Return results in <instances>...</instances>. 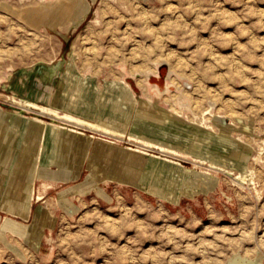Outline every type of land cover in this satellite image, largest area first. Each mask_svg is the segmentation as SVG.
Segmentation results:
<instances>
[{
  "label": "rangeland",
  "instance_id": "374dc122",
  "mask_svg": "<svg viewBox=\"0 0 264 264\" xmlns=\"http://www.w3.org/2000/svg\"><path fill=\"white\" fill-rule=\"evenodd\" d=\"M51 1L56 0H0V119L6 120H2L1 129L8 130L10 124L7 122L13 121L12 115L19 108L12 102L11 96L17 95L18 98L20 93L24 94L28 91L25 87H20L21 80L31 84L33 89L29 91L28 99L45 106L55 105L53 102L57 95L69 98L77 89V83L82 80L89 83L88 89L81 90L86 95L84 97L86 102L94 101L98 105L112 104L116 102L115 93H113L114 95L106 94V89L116 81L125 80L134 94V103L132 106L123 104L128 107L126 116L131 123L122 128L118 127L119 131L129 136L136 134L134 126L140 119L141 112L137 110L138 103L135 101L151 99L152 104L150 105L155 109L161 111L175 109L189 124L199 125L203 121L202 113L210 111L211 114L207 115L206 119L209 120L210 129L207 132H211V137L210 140L206 139L208 141L206 147L211 153L215 151L219 153L229 143L246 146L248 150L244 154L243 160H245L246 167L254 173L253 176L250 175L251 173H246L250 175L247 181L239 182L236 180V176L239 172H243L241 167L233 168V173L210 169L209 175L214 181H217V184L213 187H202L201 185L199 187L193 182L184 183L181 181L184 174L181 171L177 173L173 170V172L170 171L165 167L168 164L161 160L147 157L137 169H133V166H125L124 163L121 167L122 163L119 158L122 153H126L123 148H136L134 143L129 142L127 138L115 139L94 134L96 137L116 142L113 146L117 149L112 154L110 171L103 173L102 161L94 163L92 168L89 167L87 161L94 149L99 144H103L99 139H91L88 147L81 152L53 142L49 138L39 159L34 156L30 161L29 158L20 159L21 156L17 155L19 158V162L16 164L18 169L12 166V170H9V164H13L6 158V160L4 159L5 166L3 165L2 171L0 170V264H200V262L201 264L206 262V264H220L236 253L249 256L251 259L261 258V264H263L264 175L261 174L264 173V109L259 106L264 107V95H262L264 94V67H262L264 66V0H232L233 2L231 0H200L203 1L202 3L199 1L200 4H197V0H83L85 4L89 5V9L76 26L70 23L60 24L59 16L56 17V13L48 12V10L53 11V8L56 7L44 6L48 7L46 11L39 10L40 7H43L42 4H48L47 2ZM192 1L194 2L192 3ZM172 7L173 10H171ZM111 8L118 10H111ZM30 10L43 11L40 15L46 14L47 19L45 20V16H43L44 18L37 16L38 19L36 17L33 21L31 15L28 16ZM113 10L116 11L113 12ZM118 11L121 13L119 14ZM122 13L129 22L126 19L123 21ZM256 13L258 16L255 15ZM252 14L254 15L252 16ZM262 17L263 19H261ZM172 20L175 21L174 26L171 25L174 24ZM237 25L239 26L237 27ZM249 25L251 29L248 28L249 31H245ZM110 28L113 30L111 31ZM103 29L107 31L110 29L112 34L108 33L109 31L105 34ZM23 32L24 35H22ZM44 35L46 36L44 37ZM91 35L92 37H90ZM98 36L100 38H97ZM113 37L115 38L113 39ZM23 41L26 44H23ZM132 43L133 46H131ZM198 44L202 45L199 47ZM140 47L146 49L143 50ZM201 47L204 48L201 49ZM235 47L237 48L235 49ZM138 48L141 49V52L135 50ZM77 49L82 52L78 54ZM148 49L149 51H147ZM93 50L98 51V55L96 52L94 54ZM112 51L115 54L117 52L116 58L113 57L115 54ZM249 51L251 52L249 53ZM85 53L86 55H84ZM27 54L29 55L27 56ZM89 54L92 57L88 56ZM142 54L146 58H142ZM209 54L214 56L213 61ZM227 55H230V60ZM80 56L83 57V61ZM195 57L200 61L195 60ZM92 58L95 66L92 65ZM201 58L203 62H201ZM257 58L261 62L257 61ZM105 59L108 66L103 65ZM108 59H111V62ZM95 60H98L97 63ZM243 60L249 61L246 64ZM99 61L100 64H98ZM229 61H233L232 64L228 63ZM88 62L91 64L88 65ZM204 62L209 67L205 68ZM218 62L221 66H218ZM213 64L217 66L215 70ZM230 64L233 65V70ZM248 66L252 70L247 71L249 70ZM179 67H182L181 70L178 69ZM234 68L236 69L234 70ZM197 70L200 71L199 74H197ZM253 70L258 71L254 73ZM227 71H229L228 74ZM202 72L203 74H201ZM67 73L70 74L67 75ZM236 73L241 75L238 77ZM257 76L259 77L257 78ZM195 77L198 80L194 79ZM247 77H250V81H246ZM260 77L263 79L262 81ZM217 79L218 81H216ZM251 79L255 82L253 83ZM220 81L222 86L219 84ZM230 81H233L235 87ZM201 82L203 85H199ZM196 87L200 89V93ZM254 88L259 89L256 91ZM211 89L214 91L213 94ZM240 91L241 93H239ZM237 92L242 95L239 97ZM248 93L249 95H247ZM254 99L255 101H253ZM252 103L258 107H254ZM259 103L261 104L259 105ZM197 105L200 107L198 108ZM230 106H232L231 109ZM202 109L204 110L202 111ZM258 109L263 110L262 114ZM24 113L26 116L40 117L46 122L53 121L49 116L38 115L32 111ZM229 115L230 117H228ZM215 116L221 117V119H217L219 123L218 121L214 122ZM218 124L227 126L230 131L226 137V143L221 139L223 136ZM11 127L16 130L20 129L16 124ZM173 130L175 132H170L171 139L187 141L178 130ZM87 134L93 133L88 131ZM15 137L13 142L15 149L26 145L20 135ZM2 138L3 134H0V148L3 143ZM167 142L179 151L180 155L177 158L180 159L183 167L189 171H206L208 164H200L197 160L198 156L203 153L199 154L197 150L180 143L178 145L171 141ZM189 144L192 145V141ZM59 147L63 153L59 151ZM52 149L54 150L53 158L49 156ZM152 153L160 155L158 152ZM60 155L64 157L69 173L73 174H69V179L65 182H55L51 179L64 175L57 163ZM217 156L206 157L210 159L209 161L220 165L224 164L225 155L221 152ZM119 166L120 170L125 173H115ZM90 169H96L90 179L91 182L87 179ZM45 172H49L47 177L36 178L34 176L35 178H33L34 173L39 176ZM12 173H15L13 180H8ZM18 173H27L33 179L31 181L33 189L29 192V196L25 193L20 197L21 193L9 192L16 188L15 177ZM76 173L77 175H75ZM251 178H253L252 182ZM174 180H180L178 183L180 188L178 187L176 192L178 198H171V196L156 192L151 188V186L154 187L160 183L169 184ZM44 183H53V185L52 188L46 190L45 197L38 201L35 197L43 191ZM70 187L71 189L64 196L66 201L64 198L57 197L59 192ZM159 188L163 187L159 186ZM185 190L192 196L185 194ZM16 199H20L27 205L21 208V204L15 201ZM28 207H30L29 213L27 212ZM36 214L40 215L39 220H35ZM6 217L22 224L23 227L32 226L29 237L25 238L17 232L4 230L3 225ZM39 233H42L41 239L37 237Z\"/></svg>",
  "mask_w": 264,
  "mask_h": 264
},
{
  "label": "bare ground",
  "instance_id": "6f19581e",
  "mask_svg": "<svg viewBox=\"0 0 264 264\" xmlns=\"http://www.w3.org/2000/svg\"><path fill=\"white\" fill-rule=\"evenodd\" d=\"M124 1V0H123ZM122 1V2H123ZM127 1V0H126ZM195 1V0H194ZM192 1V3L194 2ZM197 4H200L199 1L200 0H197ZM208 1V0H207ZM228 1V0H226ZM232 1V0H231ZM230 1V2H231ZM234 1V0H233ZM232 1V2H233ZM237 1V0H236ZM249 1V0H248ZM46 2V1H45ZM201 2V1H200ZM203 2V1H202ZM201 2V3H202ZM217 2V1H216ZM48 4H42L43 7H40V9H42L43 11H46L48 9V7H44V6H52V7H56V8H53V11L52 10H48V12H51V13H56V17L59 16V23L60 24H67V23H70L71 25H78L81 20H82V17L85 15L86 11H88L89 9V5L88 4H85L83 2V0H56L54 2H47ZM109 3V2H108ZM249 3V2H248ZM196 4V3H195ZM214 4V3H213ZM218 4V3H217ZM243 4H246V3H243ZM105 5V4H104ZM103 5V6H104ZM107 5V4H106ZM110 5V4H109ZM181 5V4H180ZM203 5V4H201ZM233 5V4H232ZM252 5V4H251ZM113 6V5H112ZM168 6V5H167ZM197 6V5H196ZM205 6V4H204ZM221 6V5H220ZM174 7V6H173ZM173 7L171 10H173ZM248 7H251V6H248ZM256 7V5H255ZM110 8V7H109ZM141 8V7H140ZM200 8V6H199ZM220 8V7H219ZM218 8V9H219ZM252 8V7H251ZM257 8V7H256ZM259 8V7H258ZM105 9V8H103ZM112 9H117V8H111ZM176 8H174L175 10ZM178 9V7H177ZM221 9V8H220ZM255 9V8H253ZM260 9V8H259ZM39 10H33L28 13V16L31 15V18L32 20L34 21V19L38 16V17H42L44 18L43 16L45 15H40L42 14L43 11H39ZM101 10V9H100ZM106 10V9H105ZM108 10V9H107ZM110 10V9H109ZM118 10V9H117ZM142 10V9H141ZM248 10V8H247ZM250 10V9H249ZM252 10V9H251ZM263 10V9H261ZM116 11V10H113V12ZM120 11V10H119ZM118 11V13H119ZM176 11V10H175ZM174 11V12H175ZM224 11V10H223ZM256 11V10H255ZM260 11V10H258ZM257 11V13H258ZM173 12V11H172ZM177 12V11H176ZM179 12V11H178ZM181 12V11H180ZM254 12V11H252ZM46 13V12H45ZM109 13V12H107ZM117 13V12H116ZM117 13V14H118ZM121 13V12H120ZM119 13V14H120ZM257 13L255 15H257ZM123 14V13H122ZM174 14V13H173ZM176 14V13H175ZM218 14V13H217ZM235 14V13H234ZM248 14H250L248 12ZM262 14V13H261ZM49 15V14H48ZM103 15V14H102ZM254 14H252L253 16ZM101 16V15H100ZM124 16V14H123ZM121 15V17H123ZM238 16V15H237ZM258 16V15H257ZM256 16V17H257ZM26 17V16H25ZM37 17V19H38ZM49 17V16H47ZM105 17V16H103ZM120 17V16H119ZM118 17V18H119ZM232 17V16H231ZM241 17V16H240ZM243 17V16H242ZM264 17V16H263ZM263 17L261 19H263ZM52 18V17H51ZM259 18V17H258ZM257 18V19H258ZM46 16H45V20H46ZM53 19V18H52ZM107 19V18H106ZM109 19V18H108ZM122 19V18H121ZM125 21L126 19V16H124L123 18ZM239 19V17H238ZM259 19V20H261ZM24 20V19H23ZM104 20V19H103ZM118 20V19H117ZM128 21V19H126ZM233 20V19H231ZM113 21V20H112ZM178 21V20H177ZM239 21V20H238ZM246 21V20H245ZM29 22L31 23V21L29 20ZM42 22V21H40ZM100 22V21H99ZM117 22V21H116ZM129 22V21H128ZM127 22V23H128ZM173 22V20H172ZM175 22V21H174ZM173 22V23H174ZM235 22V20H234ZM258 22V20H257ZM261 22V21H260ZM263 22V21H262ZM105 23H106V20H105ZM118 23V22H117ZM171 23V22H170ZM169 23V24H170ZM179 23V22H178ZM233 23V22H232ZM239 23V22H237ZM241 23V22H240ZM244 23V22H242ZM255 23V22H253ZM32 24V23H31ZM35 24V23H34ZM52 24V23H51ZM264 24V23H263ZM16 25V24H15ZM58 25V24H57ZM104 25V24H103ZM128 25V24H127ZM131 25V24H130ZM172 26L175 25L174 24H171ZM170 25V26H171ZM180 25V24H179ZM253 25V24H252ZM257 25V24H256ZM20 26V25H19ZM26 26V25H25ZM54 26V25H53ZM106 26V25H105ZM108 26V25H107ZM111 27V25H109ZM115 26V25H114ZM177 26V25H176ZM175 26V27H176ZM239 25H237L238 27ZM22 27V25H21ZM28 27V26H27ZM126 27V26H125ZM129 27V26H128ZM127 27V28H128ZM255 27V26H254ZM262 27V26H260ZM25 28V27H24ZM32 28V27H31ZM62 28V27H61ZM105 28V27H104ZM243 28H246L245 26H243ZM251 29L250 25L249 27H247L246 30L249 31V29ZM256 28V27H255ZM15 29V28H14ZM65 29V28H64ZM93 29V28H92ZM91 29V30H92ZM111 29V28H110ZM110 29L107 31L105 29H103V31L105 30V34H107L106 32L108 33H111L110 32ZM125 29V28H124ZM239 29V28H238ZM242 30V28H240ZM257 29V28H256ZM25 30V29H24ZM94 30V29H93ZM92 30V31H93ZM113 29H111L112 31ZM127 30V29H126ZM125 30V31H126ZM46 31V30H45ZM90 31V32H92ZM102 31V30H101ZM130 31V30H129ZM243 31V30H242ZM247 31V32H248ZM254 31V30H253ZM25 32V31H24ZM23 32L22 35H24L25 33ZM37 32V30H36ZM95 32V31H94ZM127 32V31H126ZM125 32V34H127ZM258 32V31H257ZM47 33V32H45ZM103 33V34H104ZM243 33V32H242ZM250 33H252L250 31ZM29 34V33H28ZM32 34V33H31ZM67 34V33H66ZM96 34V33H94ZM101 34V33H99ZM104 34V35H105ZM112 34V33H111ZM110 34V35H111ZM130 34V33H129ZM42 35V34H40ZM48 35V34H47ZM131 35V34H130ZM231 35V34H230ZM242 35V34H241ZM31 36V35H30ZM36 36V35H35ZM43 36V35H42ZM46 35H44L45 37ZM52 36V35H51ZM96 36V35H94ZM103 36V35H101ZM227 36V35H225ZM224 36V37H225ZM247 36V35H246ZM254 36V35H253ZM263 36V35H262ZM22 37V36H21ZM92 37V35L90 36ZM234 37V36H233ZM243 37V36H241ZM248 37V36H247ZM256 37V36H255ZM258 37V36H257ZM261 37V36H260ZM264 37V36H263ZM262 37V38H263ZM25 37L23 36V39ZM40 38V37H39ZM89 38V37H88ZM97 38H100L99 36ZM96 38V39H97ZM115 37H113L114 39ZM231 38V37H230ZM22 39V40H23ZM29 39V37H28ZM33 39V38H32ZM31 39V40H32ZM91 39V38H90ZM95 39V38H94ZM103 39V37H102ZM135 39V38H134ZM225 39V38H224ZM228 39H229V36H228ZM235 39V38H233ZM87 40V39H86ZM85 40V41H86ZM108 40V39H107ZM136 40V39H135ZM227 40V39H226ZM251 40V39H250ZM249 40V41H250ZM21 41V39H20ZM26 41V40H25ZM25 41H23V44L25 43ZM42 41V40H41ZM89 41V40H88ZM113 41V40H112ZM115 41H118V40H115ZM133 41V39H132ZM131 41V42H132ZM204 41V40H203ZM209 41V40H208ZM223 41V39H222ZM234 41V40H233ZM232 41V42H233ZM246 41V40H245ZM253 41V40H252ZM256 41V40H255ZM260 41V40H259ZM264 41V40H263ZM33 42V41H32ZM92 42V41H91ZM100 42V41H99ZM108 42V41H106ZM130 42V41H129ZM138 42V41H136ZM235 42V41H234ZM233 42V43H234ZM239 42V41H238ZM18 43V42H17ZM16 43V44H17ZM20 43V42H19ZM44 43V41H43ZM103 43V41H102ZM139 43H141L139 41ZM201 43V42H199ZM223 43V42H222ZM220 43V44H222ZM251 43V42H250ZM264 43V42H263ZM23 44H20L23 46ZM26 44V43H25ZM27 44H29L27 42ZM35 44V43H33ZM98 44V43H97ZM95 44V45H97ZM101 44V42L99 43ZM98 44V45H99ZM116 44V43H115ZM138 44V43H137ZM203 44V43H202ZM202 44H198L199 45H202ZM212 44V43H211ZM232 44V43H231ZM243 44V43H242ZM246 44H247V41H246ZM245 44V45H246ZM254 44V43H252ZM19 45V44H18ZM97 45V47H98ZM225 45V44H223ZM255 45V44H254ZM27 46V45H26ZM25 46V47H26ZM83 46V45H82ZM133 46V43L132 45ZM135 46V45H134ZM210 46V45H209ZM230 46V45H229ZM239 46V45H238ZM237 46V47H238ZM259 46V45H258ZM257 46V47H258ZM260 46H263V45H260ZM18 47V46H16ZM28 47V46H27ZM34 47V46H33ZM36 47V46H35ZM85 47V46H84ZM91 47V46H90ZM108 47V46H107ZM144 47V46H143ZM143 47H140L143 49ZM200 47V46H199ZM206 47V46H205ZM226 47V46H225ZM232 47V46H231ZM234 47V46H233ZM235 47V49L237 48ZM29 48V47H28ZM87 48V47H86ZM94 48V47H93ZM111 48V47H109ZM153 48V47H152ZM196 48V47H195ZM204 48V47H201V49ZM228 50L229 48L226 47ZM243 48V47H242ZM79 49V48H78ZM77 49L78 51V54H80V52H82V50L79 52V50ZM85 49V48H84ZM89 49V48H88ZM91 49V48H90ZM129 49V48H128ZM134 49V48H133ZM146 49V48H145ZM143 49V50H145ZM151 49V48H150ZM199 49V48H198ZM225 49V48H223ZM241 49V48H240ZM244 49V48H243ZM242 49V50H243ZM263 49V48H262ZM22 50V49H21ZM30 50V48H29ZM40 50V49H39ZM136 51H140L141 52V49H135ZM134 50V52H135ZM152 50V49H151ZM197 50V49H196ZM209 50V49H208ZM233 50V49H232ZM245 50V49H244ZM248 51V49H246ZM260 50V48H259ZM1 51V50H0ZM11 51V49H10ZM20 51V49H19ZM28 51V50H27ZM34 51V50H33ZM92 51V50H91ZM149 51V49L147 50ZM146 51V52H147ZM172 51V50H170ZM169 51V52H170ZM205 51V49H204ZM213 51V50H212ZM216 51V50H215ZM221 51V50H220ZM226 51V50H225ZM6 52V50H5ZM26 52V51H25ZM31 52V51H30ZM96 50H93V53L95 54ZM98 52V51H97ZM96 52V53H97ZM120 52V51H119ZM139 52V53H140ZM143 52V51H142ZM194 52V50H193ZM229 52V51H228ZM239 52V51H237ZM251 51H249L250 53ZM7 53V52H6ZM11 54V52H9ZM12 53L15 54V52L12 51ZM19 53V52H18ZM40 53V52H39ZM76 53V52H75ZM112 53L115 54V52L112 51ZM137 53V55L139 54ZM171 53V52H170ZM197 53H200V51ZM216 53V52H215ZM232 53V52H230ZM246 53V52H244ZM264 53V52H263ZM1 54V52H0ZM37 54V53H36ZM87 54H88V51H87ZM91 54V53H90ZM88 55L90 57H92L91 55ZM129 54V53H128ZM141 54V53H140ZM150 54V53H149ZM174 54V53H173ZM193 54V53H191ZM208 54V53H207ZM214 54V53H213ZM222 54H223V51H222ZM240 54V53H238ZM243 54V53H242ZM241 54V55H242ZM252 54V53H251ZM12 55V54H11ZM29 54H27L28 56ZM34 55V54H33ZM86 55V53L84 54ZM83 55V57H84ZM98 55V53H97ZM117 55V52L116 54L113 56L115 57ZM132 55V54H131ZM136 55V56H137ZM146 55V54H144ZM194 55V54H193ZM192 55V56H193ZM202 55V54H201ZM200 55V56H201ZM215 55V54H214ZM226 55V53H225ZM231 55V54H230ZM230 55L228 56V59L230 57ZM233 55V54H232ZM236 55V53H235ZM258 55V53H257ZM26 56V57H27ZM31 56V54H30ZM38 56V55H37ZM108 56V54H107ZM134 56V57H136ZM141 57V55H138ZM204 56V55H203ZM211 55L209 54V57ZM224 56V55H223ZM245 56V55H244ZM252 55H250V58ZM256 56V54H255ZM254 56V57H255ZM3 57V56H2ZM35 57V55L33 56ZM83 57L80 56V59H82ZM86 57V56H85ZM112 57V58H113ZM118 57V56H117ZM146 56H143L142 54V58ZM194 57V56H193ZM199 57V56H198ZM205 57V56H204ZM214 57V56H213ZM213 57L211 56V59L213 61ZM217 57V56H216ZM220 57V56H219ZM234 57V56H233ZM236 57V56H235ZM234 57V58H235ZM238 57V56H237ZM242 57V56H241ZM248 57V56H247ZM257 57V56H256ZM259 57V56H258ZM30 58V57H29ZM32 58V56H31ZM86 58H89V57H86ZM94 58V57H93ZM93 58L91 59L92 62H93V66H95L94 64V61H93ZM100 58V57H99ZM109 58V57H108ZM116 58V57H115ZM218 58V57H217ZM243 58V57H242ZM241 58V59H242ZM246 58V57H245ZM244 58V59H245ZM249 58V57H248ZM1 59V58H0ZM85 59V58H84ZM96 59V57H95ZM204 59V58H203ZM210 59V58H209ZM221 59V58H220ZM227 59V61H228ZM261 59V58H260ZM41 60V59H39ZM90 60V61H91ZM103 60V59H102ZM109 60V59H108ZM107 60V62H108ZM189 60V59H188ZM195 60H197V58L195 57ZM217 60V59H216ZM215 60V61H216ZM224 60V59H222ZM226 60V59H225ZM230 60V59H229ZM232 60V59H231ZM247 60V59H246ZM252 60V59H250ZM254 60L256 61V58H254ZM259 59L257 58V61ZM83 61V59H82ZM86 61V60H85ZM97 63L98 60H95ZM111 62V59L109 60ZM113 61V60H112ZM179 61V60H178ZM198 61V60H197ZM200 61V60H199ZM198 61V62H199ZM209 61V60H208ZM211 61V60H210ZM221 61V60H220ZM241 61V60H240ZM244 61V60H243ZM249 61V60H248ZM247 61V62H248ZM261 62V60H259ZM264 61V60H263ZM102 62V61H101ZM105 64L103 63V65H107L106 64V59H105ZM201 62L202 61V58H201ZM200 62V63H201ZM221 62H224V61H221ZM232 64L233 61H229L228 63ZM245 62V61H244ZM247 62H245L247 64ZM79 63V62H78ZM89 63V62H88ZM186 63V62H185ZM192 63V62H191ZM212 63V62H211ZM220 62H218V66H221V64H219ZM226 63V62H225ZM225 63H224V66H225ZM237 63V62H236ZM235 63V64H236ZM263 63V62H262ZM261 63V65H262ZM91 62L88 64L90 65ZM100 64V61L99 63ZM111 64V63H110ZM109 64V65H110ZM115 64V62H114ZM113 64V65H114ZM202 64V63H201ZM205 64V62H204ZM209 64V63H208ZM230 64V65H231ZM242 65V61L240 63ZM79 65V64H78ZM84 65V64H83ZM86 65V63H85ZM102 65V64H101ZM186 65V64H185ZM192 65V64H191ZM199 65V64H197ZM216 65V64H215ZM260 65V66H261ZM99 66V65H98ZM108 66V65H107ZM112 66V65H111ZM183 66V65H182ZM189 66V64H188ZM200 66V65H199ZM204 66V65H202ZM201 66V67H202ZM206 65L205 64V68H206ZM214 66V64H213ZM232 66V70H233V65ZM229 66V67H231ZM97 67V66H96ZM178 67V66H177ZM193 67V66H192ZM195 67V66H194ZM209 67V66H208ZM214 70L217 68V66H214ZM223 67V66H222ZM249 67V66H248ZM264 67V66H262ZM66 68V67H65ZM81 68V67H80ZM85 68V67H84ZM99 68V67H98ZM101 68V66H100ZM174 68V67H173ZM182 68V67H181ZM181 68L179 67L178 69L181 70ZM197 68V67H195ZM220 68V67H219ZM246 68V67H245ZM244 68V70L246 71V69ZM86 69V68H85ZM95 69V68H93ZM175 69V68H174ZM203 69V67H202ZM200 69V70H202ZM210 69V68H209ZM208 69V70H209ZM228 69V68H227ZM226 69V70H227ZM236 68H234L235 70ZM194 70V69H193ZM212 70V69H211ZM221 70V69H219ZM239 70V69H238ZM252 69H250L249 67V70L247 71H250ZM262 70V69H261ZM172 71V69H171ZM174 71V70H173ZM185 71V70H184ZM189 71V70H188ZM199 74V70H197ZM207 71V70H205ZM224 71V70H223ZM246 71V72H247ZM254 71V70H253ZM255 71H258V70H255ZM254 71V73H256ZM96 72V71H95ZM179 72V71H178ZM238 72V71H236ZM261 72V71H260ZM195 73V72H194ZM213 73V72H212ZM211 73V74H212ZM222 73V72H221ZM224 73V72H223ZM227 74L229 73V71L226 72ZM239 73V72H238ZM238 73H236V76L238 75ZM70 73H67V75H69ZM95 74V73H94ZM191 74V73H189ZM203 74V72L201 73ZM206 74V72H205ZM207 74H210V73H207ZM227 74H225L227 76ZM233 74V73H232ZM244 74V73H243ZM246 74V73H245ZM96 75V74H95ZM155 75V74H154ZM180 75V73H179ZM184 76V74H182ZM214 75V74H213ZM217 75V73H216ZM221 75V74H220ZM241 74L238 75V77L240 76ZM206 76V75H204ZM209 76V75H208ZM207 76V77H208ZM215 76V75H214ZM223 76V75H221ZM234 76V75H233ZM245 76V75H244ZM262 76V75H260ZM264 76V75H263ZM31 77V76H30ZM228 77V76H227ZM259 76H257L258 78ZM202 78V77H201ZM206 78V77H205ZM204 78V82H205V79ZM211 78V77H209ZM208 78V79H209ZM214 78V77H213ZM235 78V77H234ZM242 78V77H241ZM246 78V77H244ZM248 79L246 81H250V77H247ZM261 78V77H260ZM169 79V78H168ZM191 79H193L191 77ZM196 79V77L194 78ZM203 79V78H202ZM219 79V78H218ZM218 79L216 81H218ZM223 79V78H222ZM226 79V78H225ZM228 79V78H227ZM233 79V78H232ZM253 79V78H252ZM251 79V81H252ZM198 80V78L196 79ZM195 80V81H196ZM254 80V79H253ZM261 81L263 80L262 78L260 79ZM172 81V80H171ZM187 81V80H186ZM193 81V80H192ZM194 81V82H195ZM210 81V80H209ZM213 81V79H212ZM215 81V82H216ZM244 81V80H243ZM259 81V79H258ZM190 82V81H189ZM199 82V81H197ZM214 82V83H215ZM221 82V81H220ZM219 84L221 85L222 82ZM231 82V81H230ZM229 82V83H230ZM233 82V81H232ZM231 82V83H232ZM245 82V81H244ZM253 82V81H252ZM255 82V81H254ZM253 82V83H254ZM212 83V82H211ZM230 83V84H231ZM260 83V81H259ZM258 83V84H259ZM13 84V83H12ZM77 89L75 90L74 94L70 95L69 98H65V97H62L60 95H57L55 98H54V104L56 105H53V106H45V105H41L31 99H26V98H22L21 97H18L17 98V95H14V96H11V100L13 103H15L16 105L19 106L18 110L14 111L13 113V121L10 120L8 121L7 123L10 124V127H8V130L5 129H1L0 130V134H3V143H2V147L0 148V170L2 171L1 168H3L5 165H4V159L6 158L7 161H10V163H12L13 165H10V168L9 170H12V166L15 167V169H18L16 164L19 162V158H17V155H20L21 158L20 159H26V158H29L30 161L33 159L34 156H37V158L39 159L40 158V154L43 153L44 151V146H45V143L46 141L49 139L51 141H55L57 142L58 144H62V145H65L67 146V148L69 147H72L73 149H77L81 152H83L87 147H88V144L91 142V139H99L100 141L103 142V144H99L93 151V153L91 154V157L88 158V164H89V167L92 168L94 163H98L100 161L103 162V173H108L110 171L109 167L111 166V160L113 159L112 158V154H114V150H116L117 148L113 145L116 144L115 141H112V140H109V139H104V138H101V137H96L94 134H98V135H101V136H105V137H109V138H115V139H122V138H127L129 140V142H132L134 143V145L136 146V148H132V147H127V148H123V150H126L125 152L126 153H122L121 154V158L120 159V163H122L120 166L123 167V163L128 166H133V169H137L138 166L142 163H144V161L146 160L147 157L149 158H152L154 160H161L163 161L164 163H167L168 165H166L165 167L167 169H169L170 171H175V173H177L178 171H181L183 174H184V177L181 181H183L184 183H189V182H193V184L195 185H200L203 187V186H210V187H213L217 184V181H214L210 175H209V171L210 169H215V170H219V171H222L224 173H233L234 169L233 168H243V172H239V174H237L236 176V180H239V182H246L247 181V178L251 175L253 176V171L250 170L249 168L246 167V163H245V160H243V156L244 154L246 153V151L248 150V148L246 146H242V145H236L235 143H229V144H226L225 146V149L224 150H221L219 153L217 151L215 152H212L206 147V139H209L211 136H210V133L211 132H207L209 131L210 129V126L208 124L209 120L206 119V116L210 115L211 112L210 111H205L202 113V117H203V121L198 125V124H189L187 122H185V120L183 119V116H180L178 112H176L175 109H172V110H167V111H161V110H158V109H155L153 108L150 104L151 103V99H148L147 101H135L138 103V108L137 110H140L141 112V116L139 117L140 119L136 121L135 123V126H134V129L136 131V134H133V135H126L125 133L119 131L117 128L118 127H124L126 125H129L131 123L130 120H128L127 116H126V112H127V108L126 107V104L132 106V104L134 103V94L133 92L131 91V87L130 85L125 81V80H120V81H116L115 83H112L108 89H106V94H113L115 93V98H116V102L113 104H101V105H98V103L94 102V101H91L90 103L87 101L84 100V97L86 95H84V93L81 91L82 89L84 88H87L88 89V85L89 83L86 81V80H82L81 82L77 83ZM140 84V83H139ZM194 84V83H193ZM205 84V83H204ZM234 84V83H232ZM257 84V85H258ZM199 85H203V82H201ZM198 85V86H199ZM213 85V84H212ZM215 85V84H214ZM224 85V84H223ZM229 85V84H228ZM14 86V85H13ZM171 86V85H170ZM169 86V87H170ZM197 86V85H196ZM218 86V85H217ZM216 86V87H217ZM222 86V85H221ZM263 86V85H262ZM195 87V86H194ZM203 87V86H202ZM206 87V86H205ZM208 87V85H207ZM206 87V88H207ZM215 87V86H214ZM234 87H235V84H234ZM249 87V86H248ZM258 87V86H257ZM264 87V86H263ZM197 88V87H196ZM201 88V87H200ZM206 88L205 91H206ZM222 88V87H221ZM231 89V87H228ZM195 89V88H194ZM199 90V93H200V89L197 88ZM196 89V91H197ZM214 89V88H213ZM236 89V88H235ZM255 89V88H254ZM259 89V88H257ZM257 89H255L257 91ZM261 89V88H260ZM133 90V89H132ZM222 90V89H221ZM248 90V89H247ZM250 90V89H249ZM263 90V89H262ZM261 90V91H262ZM84 91V90H83ZM109 91V92H108ZM212 91V89H211ZM253 91V90H251ZM21 92V91H20ZM190 92V91H189ZM194 92V91H193ZM204 92V91H203ZM214 91H212V94H213ZM231 92V91H230ZM236 92V91H235ZM250 92V91H248ZM195 93V92H194ZM198 93V92H197ZM198 93V94H199ZM234 93V92H233ZM238 93V92H237ZM241 93V91L239 92ZM238 93V96L240 97V94L239 95ZM21 94V93H20ZM87 94V93H86ZM164 94V93H163ZM188 94V93H187ZM219 94V93H217ZM235 94V93H234ZM246 95V93H244ZM262 94V92H261ZM114 95V94H113ZM194 95V94H193ZM192 95V96H193ZM220 95V94H219ZM231 95V94H230ZM249 95V93L247 94ZM264 95V94H262ZM24 96V95H23ZM49 96V95H48ZM186 96V95H185ZM191 96V98H192ZM213 96V95H212ZM232 96V95H231ZM255 96V95H253ZM188 97V96H186ZM197 97V95H196ZM237 97V96H236ZM238 97V98H239ZM250 97V96H249ZM106 98V97H104ZM190 98V99H191ZM199 98V97H198ZM223 98V97H222ZM221 98V100H222ZM235 98V97H234ZM255 98V97H254ZM258 98V97H257ZM194 99V98H192ZM226 99V98H225ZM245 99V98H244ZM247 99V98H246ZM251 99V98H250ZM253 99V97H252ZM261 99V98H260ZM228 100V99H227ZM248 100V99H247ZM202 101H205V100H202ZM217 101V100H216ZM231 101V100H230ZM250 101V100H249ZM252 101V100H251ZM250 101V102H251ZM255 101V99L253 100ZM252 101V102H253ZM260 102V100H257ZM263 101V99H262ZM192 102V101H191ZM198 103V101H196ZM215 102V101H214ZM221 102V101H219ZM224 102H227V101H224ZM229 102V101H228ZM234 102V101H232ZM249 102V103H250ZM107 103V102H106ZM124 103H126L125 105H123ZM201 103V102H200ZM245 103V102H243ZM247 103V102H246ZM254 103V102H253ZM252 103V104H253ZM262 103V102H261ZM259 103V105L261 104ZM264 103V102H263ZM50 104V103H49ZM228 104V103H227ZM231 104V103H230ZM233 104V103H232ZM251 104V103H250ZM257 104V103H256ZM57 105H59V107H57ZM123 105V106H122ZM194 105V104H193ZM196 105V104H195ZM226 105V104H225ZM236 105V104H235ZM244 105V104H242ZM249 105V104H248ZM254 105V104H253ZM62 106V107H60ZM117 109H115L114 107ZM129 106V107H130ZM211 106V105H210ZM228 106V105H226ZM234 106V105H232ZM230 106L229 108L231 109ZM258 107V105H256ZM254 105V107H256ZM95 107H99L98 109H96ZM194 107V106H193ZM198 107V105H197ZM200 107V106H199ZM198 107V108H199ZM220 107V106H219ZM235 108H237V106H234ZM233 107V108H234ZM250 107V106H249ZM256 107V108H257ZM262 107L264 109L263 106H259V108ZM196 108V109H198ZM205 108V107H204ZM222 108V107H221ZM224 108V107H223ZM261 108V109H262ZM191 109V108H190ZM226 109V108H225ZM249 109V108H248ZM204 109H202L203 111ZM210 110V109H209ZM251 110V109H250ZM249 110V111H250ZM260 111V109H258ZM25 111H32V112H35L37 113L38 115H43V116H49L53 119V121L51 122H46L44 121V119H41L40 117H30V116H26V114L24 113ZM195 111V110H194ZM200 111V110H199ZM234 111V110H233ZM232 111V112H233ZM248 111V110H247ZM257 111V110H256ZM263 111V110H262ZM262 111H260L262 114ZM251 112V111H250ZM254 112H255V109H254ZM196 113V112H195ZM235 113V111H234ZM242 113V112H241ZM253 113V112H252ZM251 113V114H252ZM230 114V112H229ZM237 114V112H236ZM240 114V112H239ZM231 115V114H230ZM230 115L228 117H230ZM257 115V114H256ZM259 115V114H258ZM198 116V115H196ZM214 116V115H213ZM241 116V114H240ZM242 116H245V115H242ZM232 117V115H231ZM236 117V116H235ZM239 117V116H238ZM234 118V117H232ZM217 119H221L220 116H215V123L216 121H218L219 123V120ZM263 119V118H261ZM6 121L4 120V118H1L0 119V124L1 122L3 121ZM50 120V119H48ZM16 126H19L18 128H20L19 130H16L14 129L13 127H11V125H15ZM220 125L221 127V134L223 136V138H221L223 140V142L226 141V137L228 135V133L230 132L227 128V126H224L223 124H218ZM173 129L175 130H178L179 133L185 137V139L187 141H178L174 138L171 139V136L170 135L171 133L170 132H175ZM203 129V130H202ZM52 131V132H51ZM90 131V133L92 132L93 134H87V132ZM51 132V133H50ZM179 134V135H180ZM17 135V137L20 135L21 138L23 140H25L26 142V145L22 148H17L15 149V147L13 146V142H14V138H16L15 136ZM174 135V134H173ZM176 135V134H175ZM178 136V135H177ZM176 137V136H174ZM208 137V138H206ZM184 139V140H185ZM210 140V139H209ZM167 141H171L173 144H178L179 143L181 145H186L188 148H192L193 150H197V152L199 154L203 153V155L201 156H198V162L200 164H208V168L206 169V171L204 172H196V171H189L188 169H186L185 167H183V165L180 163V159L177 158L179 157V151L176 150V148L174 146H170V144L167 142ZM192 141V145L189 144L191 143ZM212 143V142H211ZM219 143V142H218ZM217 143V144H218ZM226 143V142H225ZM213 144V143H212ZM15 145V144H14ZM196 145V147H195ZM211 145V144H210ZM59 151L62 152L60 150V147H59ZM53 152L54 150L52 149L49 153V156H51L53 158ZM152 152H158L160 155H155L153 154ZM185 152V151H184ZM222 152V154L225 155V159L223 158V161H224V164H218L216 162H213V161H209L210 159H208L206 156H210V157H214V156H219V154ZM63 153V152H62ZM214 155V156H212ZM217 156V157H218ZM194 158V157H193ZM5 159V160H6ZM196 159V158H195ZM247 161V160H246ZM58 166L60 167L59 169L61 170V173H63V177H59V178H51L53 179L55 182H65L67 181L69 178V169L67 167V164L65 163V160H64V157L62 155L59 156V160H58ZM79 163H80V160H79ZM4 165V166H3ZM172 165V166H171ZM119 166V169L117 168L115 171V173H125V172H122V170H120V167ZM174 166V167H173ZM88 167V168H89ZM255 168V167H254ZM80 170V169H79ZM96 170V169H95ZM95 170H92L90 169V174L87 175V179H89V182H91L90 179H92V176L94 175L95 173ZM172 171V172H173ZM49 172H45L43 175H39L37 176V173H34L33 175V178H37V177H47V174ZM77 173H79L77 171ZM77 173L75 175H77ZM126 173H129V172H126ZM173 173V174H175ZM246 173H251L250 175L246 174ZM262 173V172H261ZM20 174V175H19ZM14 175L15 173H12V175H10V177L8 178L9 179H12L14 178ZM19 175V176H18ZM73 175V174H71ZM261 175H264L261 174ZM9 176V175H8ZM20 176H22V178H19ZM35 176V177H34ZM260 177V176H259ZM264 178V177H263ZM252 179L251 178V182H252ZM262 179V178H261ZM20 180V181H19ZM32 177L31 175H27V173H18L17 176L15 177V190H9L10 191H14L15 193H21V195H19L20 197H22L25 193L28 194L29 196V192L33 189L32 188V185H31V181H32ZM180 180H174L173 182L171 181L169 184H165V183H160L158 184L157 186H154L152 188V190L156 191V192H159V193H163V194H167L169 196H171V198H178V194L176 193L178 191V189L180 188L179 186V181ZM6 185V183H5ZM34 185V183H33ZM44 189L42 192H39L37 194V196L35 197L36 200L40 201L42 200L44 197H45V192L46 190L52 188V185L53 183H44ZM14 186V187H15ZM160 187H163V188H159ZM264 186V185H263ZM143 187V186H142ZM179 187V188H178ZM156 188V189H154ZM8 189V188H7ZM71 187L67 190H63L61 192H59L58 194V198H64L65 196V193L70 190ZM201 189V188H200ZM35 192H36V189H35ZM191 192V191H190ZM185 194L187 195H190L192 196V194L186 192L185 190ZM157 195V194H156ZM163 198V197H162ZM21 199V198H20ZM20 199H16L15 201H17L18 203L21 204V208H24V206L27 205V203L21 201ZM9 200V199H8ZM64 200L66 201L67 199L64 198ZM29 208L27 209V212L29 213ZM14 212V211H13ZM14 213H17V212H14ZM27 213V215H28ZM39 214H36L35 216V220H39ZM4 225H3V229L4 230H9L11 232H14V233H19L21 234L22 236H24L25 238H28L29 237V234H30V231L32 229V226H27V227H23L22 224H18L17 222H14L11 218H8L6 217L4 219ZM39 239H41L42 237V233H39L38 236ZM205 255V254H204ZM255 256V255H254ZM257 256V255H256ZM261 259V258H260ZM259 258L258 259H251V257L249 258V256H242L240 253H236L232 256H230L227 260H225L224 262H221L220 264H261V260ZM207 263V262H206ZM205 263V264H206ZM264 264V261L262 262ZM201 264V262H200ZM209 264V263H208Z\"/></svg>",
  "mask_w": 264,
  "mask_h": 264
},
{
  "label": "crops",
  "instance_id": "0c3cea01",
  "mask_svg": "<svg viewBox=\"0 0 264 264\" xmlns=\"http://www.w3.org/2000/svg\"><path fill=\"white\" fill-rule=\"evenodd\" d=\"M20 87L22 88V87H25L26 88V90L28 89V91H26V93H24V94H19L20 95V97L22 96V97H24V98H26V99H28V97H30V92L29 91H32L33 89L31 88V84H28V83H24L22 80L20 81ZM24 95V96H23Z\"/></svg>",
  "mask_w": 264,
  "mask_h": 264
}]
</instances>
